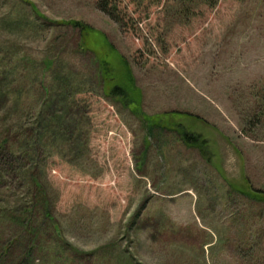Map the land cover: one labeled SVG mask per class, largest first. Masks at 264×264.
<instances>
[{
	"label": "rangeland",
	"instance_id": "rangeland-1",
	"mask_svg": "<svg viewBox=\"0 0 264 264\" xmlns=\"http://www.w3.org/2000/svg\"><path fill=\"white\" fill-rule=\"evenodd\" d=\"M30 1L50 20L92 27L87 45L113 79L105 89L96 84L94 54L77 52L70 28L30 31V8L0 0L7 75L0 93H18V109L32 119L40 60L55 56V75L67 72L84 89L74 96L86 121L80 153L74 160L52 153L37 170L58 240L84 255L63 250L55 264L66 257L67 264H116L125 256L139 264H264V201L252 194H264V123L248 125L264 84V0L201 6L186 24L173 21L165 0H112L124 24L98 10L97 0ZM112 86H124L133 103L104 94ZM5 99L1 130L13 121ZM182 132L205 141V158L179 139ZM11 186L0 210L21 203L30 188L20 177ZM0 229L7 238L10 229ZM44 237L33 264L57 260L56 237Z\"/></svg>",
	"mask_w": 264,
	"mask_h": 264
},
{
	"label": "trees",
	"instance_id": "trees-1",
	"mask_svg": "<svg viewBox=\"0 0 264 264\" xmlns=\"http://www.w3.org/2000/svg\"><path fill=\"white\" fill-rule=\"evenodd\" d=\"M219 1L221 0H165L164 9H167L174 19L173 21L186 24L191 16L194 17L200 13V10H196L201 6L213 9ZM18 2L29 7L32 12L30 19L28 18L29 22L26 21L30 31H34L37 25L50 29L70 28L75 35L77 52L81 54L91 51L94 54L90 72L96 84L101 89H105V83H110L113 79L109 77L110 67L107 61L101 59L98 52L87 45L93 28L76 20H50L40 13L30 0H18ZM95 6L111 20L124 24V15L118 12V5L112 0H97ZM5 56L1 52L0 62L5 61ZM95 56L101 60L96 61ZM57 61L58 57L56 56L53 59L40 60L41 80L37 88L39 109L32 115V119L28 117L30 114H22L21 108L18 109V93H0V102L6 98L5 108L8 107L5 116L11 114L10 119L16 122V125H12L13 121H11V126H7L4 130H1L3 128L0 127V197L11 196L13 191L11 181L18 177L30 187L25 193L26 196L21 193V203H18L19 201L14 204L9 203L0 210V226L4 224L10 229L7 238L3 236L2 229H0V264H33L35 262L33 253L40 252L42 249L41 240L49 233L56 237L59 246L55 252L57 260L54 259L53 264L56 261L60 262L65 254L63 250L69 253L73 252L77 256H84L73 247L66 248L68 244L58 240L59 226L52 215L48 190L39 180L37 174L39 163L44 162L52 153H59L62 158L74 160L81 151V136L83 134L81 125L86 121L80 117L84 110L81 109L74 96L83 93L84 89L79 87L81 81L76 82L67 72L55 75ZM4 70L0 71V77H7ZM48 77L49 79L46 81ZM126 91L124 86H112L109 91L105 90L104 94L120 98L128 106L133 101H130ZM255 97L257 100L254 101L253 111L256 114L252 116V119H249V126H258L264 123V84L259 86ZM11 133L13 136H10ZM179 139L197 149L202 157H206L205 141L201 140L199 136L182 132ZM28 157L34 162L32 164L28 162L27 166L24 159L29 160ZM252 194L253 197L260 195L259 197L264 201L262 191H254ZM3 199L0 198V201ZM95 252H99V250L97 249ZM69 261L66 257V264ZM116 264L139 263L125 256L124 259L117 260Z\"/></svg>",
	"mask_w": 264,
	"mask_h": 264
}]
</instances>
